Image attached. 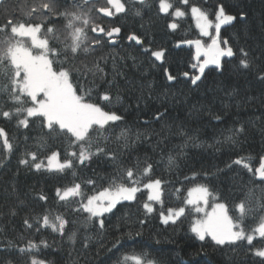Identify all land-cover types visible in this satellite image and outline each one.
<instances>
[{"label": "trees", "instance_id": "1", "mask_svg": "<svg viewBox=\"0 0 264 264\" xmlns=\"http://www.w3.org/2000/svg\"><path fill=\"white\" fill-rule=\"evenodd\" d=\"M68 2L70 4L71 0ZM37 3L39 0H5L0 6V25L9 18L14 21L25 19L29 8ZM94 3L97 7L105 6V0H94ZM127 3L130 9L127 15L104 17L100 13H93L106 29L121 27L116 44L104 43L94 52H81L66 65L80 69L73 75L79 77L84 89L92 90L94 102L123 116V120L113 126L114 134L124 127L145 134L122 153L118 151L119 146L114 139L108 147L118 151L120 166H131L137 160L141 167L145 160L153 165L151 178H160L165 182L162 184L165 213L169 207L182 206V197L195 183H206L215 190L221 202L228 204L230 214H235L232 209L242 200L256 209L257 201L264 202V183L233 161L252 156L251 164L255 169L259 157L264 155V81L257 78L256 67L248 71L239 68V49L244 48L251 57L257 58L255 64L259 69H264V0H190L191 4L209 11L222 4L228 14L237 16L231 26L221 29V39L229 41L234 58L223 59L221 71L208 69L195 86L191 83V77L197 75L198 69L192 68L195 63L193 47L185 46L186 43L182 41L202 39L207 42L209 39L200 36L190 12L177 20L179 27L172 30L168 25L174 18L158 11L159 0H147L144 6L135 0H127ZM133 8H140L141 15H135ZM241 12L246 13L243 20L240 19ZM40 18L33 19L38 22ZM56 27L63 31V21L57 22ZM133 33L141 38L142 45L127 39ZM96 35L89 32L90 37ZM0 39H3L2 35ZM145 47L150 49L148 53H144ZM157 50H164L162 61L151 56V51ZM113 56L117 68L124 75L117 77L119 88L111 89L113 101L108 105L99 100V94L106 87L104 81L87 73L84 65L91 67L104 57L100 64L109 74L108 79H111ZM184 72L189 73L190 79L182 78ZM168 74L174 75L176 81H168ZM117 92L119 101L115 99ZM4 99L0 97V101ZM158 111L164 113L159 121L153 119V114ZM217 115L220 116L219 120L214 118ZM0 126L19 145L15 154L4 160L5 166L0 167V249L6 246L8 239L15 240L18 247H24L28 239L39 241L44 238L51 247L42 249L40 258L51 264H117V260L124 255L139 254L141 251L147 252L149 258L157 260L159 264H261L260 258L248 250L246 243L229 247L217 246L209 237L200 241L191 231L196 213L187 209L175 224L162 223L159 204H154L157 211L145 218L142 202L147 199V190L137 194V201H124L112 213L105 214L102 217L105 227L100 229L96 220L85 219L87 213L73 211L74 203L65 206L58 201L55 190L88 178L95 179L96 190H101L107 186L117 165L105 161L103 157L94 159L87 167L81 166L76 178L67 173L61 175L30 170L18 163L20 154L25 149L38 151L37 139L47 129L40 128L38 122L30 129H17L14 122L3 120H0ZM241 126L245 131L235 138L237 144L226 140L232 134L230 130ZM181 129L185 135L177 134ZM25 135L29 137L27 141ZM188 137L194 140H188ZM48 144L50 150H60L63 157L66 147L64 138L49 139ZM39 154L43 158L48 153ZM169 155L175 157L172 167L168 164ZM0 159H3L2 150ZM204 172L209 175L204 177ZM193 173L200 174L195 181L192 179ZM176 189L181 190L179 194ZM88 191L91 194V189ZM41 192L48 196L47 202L39 200L38 194ZM177 195L181 199H177ZM12 208L16 210L15 216L10 214ZM46 209L53 215L63 214L68 219L64 236L50 229L37 234L24 227L25 217L32 220ZM260 214L259 209L254 211L257 217ZM141 220H145V223L141 224ZM73 231L76 232L75 243L68 239ZM137 232L140 235H136ZM20 234H23V240L19 239ZM118 239L119 243H116ZM254 245L264 247V240L257 237ZM3 259H13L14 264H25L27 257L18 254L6 256L0 252V260Z\"/></svg>", "mask_w": 264, "mask_h": 264}, {"label": "snow or ice", "instance_id": "2", "mask_svg": "<svg viewBox=\"0 0 264 264\" xmlns=\"http://www.w3.org/2000/svg\"><path fill=\"white\" fill-rule=\"evenodd\" d=\"M135 2L144 6L147 0H135ZM129 10L127 0H105V6L100 7L96 6L94 0H71L70 4L68 0H39V3L29 8L25 19L14 21L9 18L0 25V35L3 36V39H0V97L5 98L0 101V120L14 122L17 129H30L37 122L40 128L47 129V132L37 139L38 151L25 149L20 154L18 163L37 172L45 171L61 175L67 173L76 178L81 166L87 167L94 159L103 157L105 161L117 165L106 187L96 190V181L93 178L83 182L74 181L71 185L56 188L55 197L58 201L63 202L65 206L74 203L76 206L73 211L87 213L85 219L96 220L99 228L103 229L105 220L102 217L105 214L112 213L113 209L124 201H137V194L147 190V199L142 202L145 218L157 211L154 204L161 206L159 218L164 224L169 222L175 224L185 215L186 209L189 212L202 214V217L195 219L191 226V231L200 241L210 237L217 246L229 247H238L246 243L249 246L248 250L260 258L261 264H264V247L254 245L257 237L264 240V202L257 201L256 209L261 212L258 217L254 215L256 209L250 204L246 205L243 200L234 206L232 211L235 214L233 215L230 214L228 204L221 202L220 195L208 184L195 183L187 190L186 196L182 197V206L169 207L165 213L162 188L165 182L160 178H151L153 165L145 160L144 166L141 167L140 161L137 160L131 166H120L118 151L122 153L128 150L145 134L128 127L121 128L118 134H114L113 126L122 121L123 116L110 108L106 110V107L99 102H94L92 90L84 89L79 83V77L73 75L80 69L66 66L81 52L85 54L94 52L104 43L116 44L115 37L120 34L121 27L106 29L98 22L99 17H94V12L104 17H114L117 14L127 15ZM132 11L137 16L141 15L140 8H133ZM158 11L174 18L168 25L172 30L179 27L177 20L184 18L190 12L200 36L207 37L210 41L204 42L202 39L182 41L195 47L193 59L196 63L192 64V68L198 69L199 74L191 77L193 85L201 80L205 69L210 65H214L219 70L222 67V58H231L235 55L229 41L221 39V28L232 24L237 20V16L228 14L222 4L214 11H209L199 5L191 4L190 0H159ZM34 17L42 18L35 22ZM245 17L246 13L241 12L240 19L243 20ZM60 20L63 21V31L56 27V23ZM89 32L97 35L90 37ZM127 39L138 45L143 44L141 38L135 33L129 35ZM143 51L148 53L150 49L145 47ZM239 52L241 54L240 70L248 71L256 67L257 78L264 81V69H259L255 64L257 58L251 57L244 48H240ZM164 55V50L151 51V56L158 61H162ZM103 59L105 58H100V60ZM112 59L111 79H108L109 74L101 67L100 60L94 62L91 67L84 65L87 73L104 81L106 87L99 94V100L107 102L108 105H111L113 101L111 89L119 88L117 77L124 75L117 68L115 56ZM121 59L124 58L121 57ZM132 59L135 60V57ZM183 75L188 77L189 73L184 72ZM175 79L174 75H167L168 81ZM115 99L117 101L120 99L118 92ZM163 117V112L158 111L153 114V119L157 121ZM214 118L219 120L220 116L217 115ZM230 131L232 134L226 137V140L235 145L238 143L235 138L243 134L245 129L241 126ZM177 134L185 135L182 129ZM28 138L25 135V141ZM60 138L66 140L63 157L60 150H50L48 144L49 139ZM13 139L5 128L0 126V142H2L0 150L3 153L0 167L5 166L4 160L15 154L19 146L13 142ZM113 139L119 146L118 151L108 147ZM187 139L194 140L193 137ZM40 152L48 154L41 158ZM252 160V156L240 157L233 163L242 165L264 183V155L259 157V164L255 169L252 167ZM168 164L169 167L174 166L175 157L169 155ZM199 175V173H193L192 179L195 181ZM208 175L207 172L203 173L204 177ZM185 179L189 178L185 177ZM88 189H91V194ZM175 191L179 194L181 190ZM38 198L40 201H48V196L43 192L38 194ZM177 199H181V196L177 195ZM209 208H211L210 211H208ZM10 214L12 216L17 214L15 208L10 209ZM140 223H145V220H141ZM68 224L69 221L63 214L53 215L48 209L32 220L28 217L23 219L24 227L37 234L44 229H50L64 236ZM136 235L140 233L137 232ZM23 238V234H20L19 239L23 240ZM68 239L75 243L76 232H71ZM85 239L87 241V238ZM116 243H119V239ZM113 246L115 247V244ZM49 247L51 245L44 238L39 241L28 239L24 247H18L15 240L8 239L6 246L0 249V252L6 256L17 254L20 257L26 256L25 264H51L40 258L42 249ZM129 262L159 264L157 260L149 258V254L144 251L139 254L124 255L121 260H117V264H129ZM0 264H14V260L3 259L0 260Z\"/></svg>", "mask_w": 264, "mask_h": 264}, {"label": "water", "instance_id": "3", "mask_svg": "<svg viewBox=\"0 0 264 264\" xmlns=\"http://www.w3.org/2000/svg\"><path fill=\"white\" fill-rule=\"evenodd\" d=\"M5 0H0V6H1V4L4 2ZM235 21H233V23H234ZM232 23V24H233ZM232 24H230V25H224V26H222V28L221 29H223V28H226V27H229V26H231ZM120 35V34H119ZM119 35L117 36V37H115V39L116 38H118L119 37ZM185 46H187V47H190V46H192L193 47V50L192 51H194V54H195V47H194V45H189V44H185ZM232 58H234V56L233 57H231V58H229V57H224V58H222V61H221V64L223 63V59H227V60H230V59H232ZM195 61V60H194ZM195 63H196V61H195ZM212 68H215L216 69V67L214 66V65H210L208 68H206L205 69V72L208 70V69H212ZM222 68V67H221ZM218 70V69H217ZM218 71H221V69H219ZM197 74H199L198 73V70H197ZM205 74V73H204ZM204 76V75H203ZM203 76L201 77V79L203 78ZM182 78H187V79H190V76H188V77H185V76H182ZM176 81V79L174 80V81H171V82H175ZM199 82V81H198ZM195 86V85H194ZM259 180V179H258ZM260 181V180H259Z\"/></svg>", "mask_w": 264, "mask_h": 264}, {"label": "rangeland", "instance_id": "4", "mask_svg": "<svg viewBox=\"0 0 264 264\" xmlns=\"http://www.w3.org/2000/svg\"><path fill=\"white\" fill-rule=\"evenodd\" d=\"M207 42H210L209 40ZM45 163H47V161L45 160ZM211 208L208 209V211H210ZM202 217V214H196V218H194V221L195 219H198V218H201ZM210 238V237H209ZM211 239V238H210Z\"/></svg>", "mask_w": 264, "mask_h": 264}]
</instances>
